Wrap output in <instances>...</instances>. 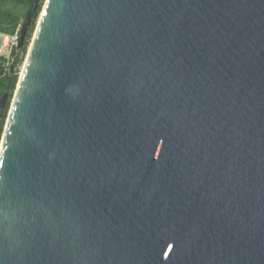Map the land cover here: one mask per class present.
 <instances>
[{
    "label": "water",
    "instance_id": "obj_1",
    "mask_svg": "<svg viewBox=\"0 0 264 264\" xmlns=\"http://www.w3.org/2000/svg\"><path fill=\"white\" fill-rule=\"evenodd\" d=\"M0 264H264V0H45Z\"/></svg>",
    "mask_w": 264,
    "mask_h": 264
},
{
    "label": "trees",
    "instance_id": "obj_2",
    "mask_svg": "<svg viewBox=\"0 0 264 264\" xmlns=\"http://www.w3.org/2000/svg\"><path fill=\"white\" fill-rule=\"evenodd\" d=\"M31 2L32 0H0V32L4 34H12L17 30V28H21L23 18L27 10L29 9ZM41 3L42 0H39L38 7L32 16L31 24L27 30L24 43L15 52L14 61L7 66V69H4V67L0 64V99L2 98L4 93L7 92L5 106L0 109V136L2 133L3 121L10 105L15 81L17 78L15 68H17V65L19 64V62H21L22 56L27 49L28 39L33 30L37 15L41 9ZM21 4L27 6L24 12H20V10L18 9V6Z\"/></svg>",
    "mask_w": 264,
    "mask_h": 264
},
{
    "label": "built area",
    "instance_id": "obj_3",
    "mask_svg": "<svg viewBox=\"0 0 264 264\" xmlns=\"http://www.w3.org/2000/svg\"><path fill=\"white\" fill-rule=\"evenodd\" d=\"M20 27L12 34H4L0 32V60L4 69L14 61L15 52L20 39Z\"/></svg>",
    "mask_w": 264,
    "mask_h": 264
},
{
    "label": "rangeland",
    "instance_id": "obj_4",
    "mask_svg": "<svg viewBox=\"0 0 264 264\" xmlns=\"http://www.w3.org/2000/svg\"><path fill=\"white\" fill-rule=\"evenodd\" d=\"M44 2H45V0H42V3H41V9H40V11H39V13H38V15H37L36 21H35L34 26H33V30H32V32H31V35H30L29 39H28L27 49H26L24 55L22 56V60H21V62H19V64L17 65V68H15L16 73H17V78H16V81H15L14 90H15V87H16V84H17V81H18V79H19V76H20V73H21V69H22V66H23V63H24L25 57H26V55H27V51H28L29 45H30V43H31V39H32L33 34H34V31H35V29H36L37 22H38V19H39V16H40V12H41V10H42V8H43ZM26 8H27V6L22 5V4L18 6V9L20 10V12H24V11L26 10ZM0 64L2 65V61H1V60H0ZM14 90H13V93H12V97H13V94H14ZM12 97H11V99H12ZM10 102H11V101H10ZM8 110H9V108H8ZM8 110H7L6 116H5L4 121H3L2 132H3L4 125H5V120H6V117H7V114H8ZM1 136H2V133H1ZM1 136H0V139H1Z\"/></svg>",
    "mask_w": 264,
    "mask_h": 264
},
{
    "label": "bare ground",
    "instance_id": "obj_5",
    "mask_svg": "<svg viewBox=\"0 0 264 264\" xmlns=\"http://www.w3.org/2000/svg\"><path fill=\"white\" fill-rule=\"evenodd\" d=\"M22 68H23V66H22ZM21 72H22V69H21ZM21 74V73H20Z\"/></svg>",
    "mask_w": 264,
    "mask_h": 264
}]
</instances>
